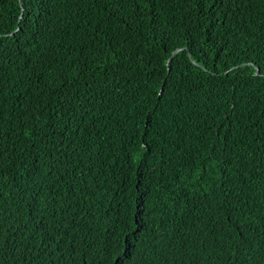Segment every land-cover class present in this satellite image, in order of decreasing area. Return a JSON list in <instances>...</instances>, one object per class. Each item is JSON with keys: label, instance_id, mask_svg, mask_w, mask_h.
I'll return each mask as SVG.
<instances>
[{"label": "trees", "instance_id": "obj_1", "mask_svg": "<svg viewBox=\"0 0 264 264\" xmlns=\"http://www.w3.org/2000/svg\"><path fill=\"white\" fill-rule=\"evenodd\" d=\"M0 264H264V0H0Z\"/></svg>", "mask_w": 264, "mask_h": 264}]
</instances>
